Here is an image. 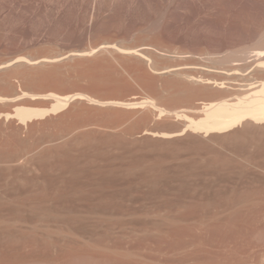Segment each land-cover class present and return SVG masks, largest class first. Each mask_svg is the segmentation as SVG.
<instances>
[{"label":"rangeland","instance_id":"obj_1","mask_svg":"<svg viewBox=\"0 0 264 264\" xmlns=\"http://www.w3.org/2000/svg\"><path fill=\"white\" fill-rule=\"evenodd\" d=\"M262 46L264 0H0V264H264V122L192 126Z\"/></svg>","mask_w":264,"mask_h":264},{"label":"bare ground","instance_id":"obj_2","mask_svg":"<svg viewBox=\"0 0 264 264\" xmlns=\"http://www.w3.org/2000/svg\"><path fill=\"white\" fill-rule=\"evenodd\" d=\"M96 49L89 51L86 54H92ZM247 49H240L234 51L235 65L228 68L229 74L233 79L241 78L244 81L241 86L243 87V94L236 100L228 101H213L209 102L203 115L193 122V127L201 132L212 131H224L237 124L244 122L247 119L255 120L256 122H264V79L253 80L250 77H246L245 73L251 66L245 60L250 56L247 55ZM71 55H82L85 51L75 50ZM255 67L259 70H264V46L258 49L254 54ZM30 62H33L30 60ZM7 65H0V68ZM36 96V95H35ZM56 99L53 103V110L64 108L70 102L82 94H73L60 96L55 95ZM130 104H135L132 102ZM48 109L40 108H22L20 110L21 119L27 121V119L35 118L44 115ZM44 113V114H43Z\"/></svg>","mask_w":264,"mask_h":264},{"label":"water","instance_id":"obj_3","mask_svg":"<svg viewBox=\"0 0 264 264\" xmlns=\"http://www.w3.org/2000/svg\"><path fill=\"white\" fill-rule=\"evenodd\" d=\"M98 49H99V47L96 50H98ZM72 53H73L72 51H69L67 53L59 54L58 56H53L51 58L41 57V58H34V59H31V60L33 61L32 63H40V62H43V61H50V60H59V59H64L66 57L71 56ZM16 61H17L16 59H12V60L7 61V62H5V63H3L1 65H7L8 66V65H11V64L15 63ZM4 67H6V66H4Z\"/></svg>","mask_w":264,"mask_h":264}]
</instances>
